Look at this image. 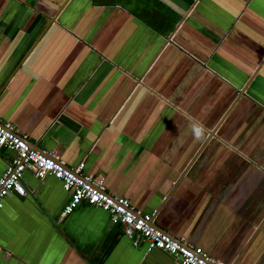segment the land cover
Here are the masks:
<instances>
[{"label":"crops","instance_id":"obj_1","mask_svg":"<svg viewBox=\"0 0 264 264\" xmlns=\"http://www.w3.org/2000/svg\"><path fill=\"white\" fill-rule=\"evenodd\" d=\"M0 120L211 258L264 264V0H0ZM25 177L0 264H181Z\"/></svg>","mask_w":264,"mask_h":264},{"label":"built area","instance_id":"obj_2","mask_svg":"<svg viewBox=\"0 0 264 264\" xmlns=\"http://www.w3.org/2000/svg\"><path fill=\"white\" fill-rule=\"evenodd\" d=\"M5 150L10 151V159L0 178V208L10 193L27 194L25 176L28 171L40 179L53 175L63 182L70 195L64 215L72 213L82 203H88L109 212L112 221L123 226L135 246L146 241L150 249L167 251L181 264H227L211 258L203 248L185 239H175L155 226L156 212H142L135 208L131 199L110 194L102 176L84 173V162L74 168L69 167L59 156L33 148L28 135L18 133L0 120V152Z\"/></svg>","mask_w":264,"mask_h":264},{"label":"water","instance_id":"obj_3","mask_svg":"<svg viewBox=\"0 0 264 264\" xmlns=\"http://www.w3.org/2000/svg\"><path fill=\"white\" fill-rule=\"evenodd\" d=\"M212 133H214V132H212ZM29 143H32L33 145H35L33 142H31V141H29ZM32 144H31V146H32ZM36 149H38L39 151H42L43 152V150L39 147V146H37L36 145ZM49 154V153H48ZM49 155H52V154H49ZM155 226H157L158 228H160L161 230H163V231H165V232H167V230H165L164 228H162L161 226H159L157 223H155ZM167 233H169V232H167ZM170 234V233H169ZM171 236H173L172 234H170ZM175 239H178L179 240V238H177V237H175V236H173Z\"/></svg>","mask_w":264,"mask_h":264}]
</instances>
